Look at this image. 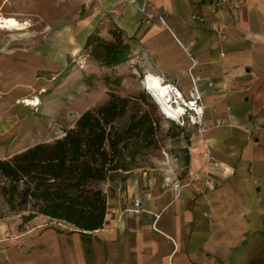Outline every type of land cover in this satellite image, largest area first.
<instances>
[{"label": "crops", "instance_id": "obj_1", "mask_svg": "<svg viewBox=\"0 0 264 264\" xmlns=\"http://www.w3.org/2000/svg\"><path fill=\"white\" fill-rule=\"evenodd\" d=\"M147 1L164 13L167 25L143 23L128 0H76L69 12H61L68 21L60 29L74 51L90 31L107 36L110 27H118L148 70L183 92L196 85L204 128L194 141L189 171L180 184L147 186L129 177L122 192L107 195L101 227L74 230L65 243L56 233L58 245L48 256L45 248L41 253L22 246L21 259L11 264H234L232 247L261 228L264 0H240L237 7V0H225L218 12L211 11L212 0ZM223 11L237 15L238 22L218 30ZM191 13L216 22L190 21ZM59 55L62 61L65 55ZM134 197L140 199L137 211ZM35 232L36 227L26 235ZM3 256L13 260L11 250Z\"/></svg>", "mask_w": 264, "mask_h": 264}, {"label": "rangeland", "instance_id": "obj_2", "mask_svg": "<svg viewBox=\"0 0 264 264\" xmlns=\"http://www.w3.org/2000/svg\"><path fill=\"white\" fill-rule=\"evenodd\" d=\"M59 2L0 0V14L16 17L20 23V27L11 29L0 27V158L61 136L81 111L105 101L111 92L130 96L143 93L141 106L152 115L155 140L152 146L140 150L135 164L112 171L99 184L107 195L122 192L129 177L147 186L158 181L177 184L189 171L191 150H196L194 141L204 128L203 116L198 118L187 110L183 116L164 114L144 82L148 64L132 43L130 48L136 55L112 64L100 62L83 46L69 50L67 34L60 29L68 20L61 12H69L76 0ZM98 34L106 40L114 39L111 32L104 36L98 30ZM60 52L65 55L62 61H58ZM181 92L186 98L192 96L189 90ZM24 96L38 100L35 105L24 104L19 101ZM209 161L215 164V160ZM5 183L6 179L0 177V185ZM0 205V264L19 261L22 246L29 251L39 247L38 252L45 251L44 256H48L58 245L53 240L56 233L65 243L74 230H80L66 220L43 213L22 221L21 212L8 209L1 194ZM35 227L38 233L26 235ZM246 234L232 247L234 264H264V222L261 228ZM48 238L52 240L46 242ZM6 250L12 251L13 260H4Z\"/></svg>", "mask_w": 264, "mask_h": 264}, {"label": "trees", "instance_id": "obj_3", "mask_svg": "<svg viewBox=\"0 0 264 264\" xmlns=\"http://www.w3.org/2000/svg\"><path fill=\"white\" fill-rule=\"evenodd\" d=\"M109 32L113 40L102 38L98 29L90 31L83 47L105 64L136 55L120 28ZM144 99L143 93L111 92L81 111L61 136L0 158V177L6 179L0 194L8 209L21 212L22 221L43 213L80 230L101 227L107 194L99 182L135 164L140 150L155 140L152 115L141 106ZM2 211L0 205V216Z\"/></svg>", "mask_w": 264, "mask_h": 264}, {"label": "built area", "instance_id": "obj_4", "mask_svg": "<svg viewBox=\"0 0 264 264\" xmlns=\"http://www.w3.org/2000/svg\"><path fill=\"white\" fill-rule=\"evenodd\" d=\"M128 1L136 4L137 9L141 14V21L143 23L159 22V23H162L164 25H167L164 13L154 11L153 8L149 5V2L147 0H143L141 2H137V0H128ZM223 2H225V0H212V4L210 7L211 11L218 12L220 10ZM239 3H240V0H237L233 3V6L237 7L239 5ZM188 19L190 21H194V22L207 23L209 25H213V23L216 22L213 20H206L204 18V16L200 13H191L188 16ZM218 20L221 23L219 24L220 26L217 29L220 30L230 20L238 22V17H237V15L231 13L230 11H223V13L220 15ZM166 83L170 84V89H171V92L173 94L172 99L176 100V102H180L184 106V110H183V112H180L178 114L179 116H183V114L186 112V110L189 111V113H191V114L192 113L195 114V116L198 118H201L203 116V107H202V104L200 101L201 96H200V94L196 88V85H194V84L192 85V89H191L192 96L186 98L183 96L182 92H181V94H179L178 89H180V88L176 84H174L173 82L167 81V80H166ZM175 91H177L178 93H176ZM196 107H198V109ZM163 112L166 116H169V115H167V112L164 111V109H163ZM196 121H193V122H196ZM133 204H134L133 209L135 211H137L139 209V206H140V199L138 197H134L133 198Z\"/></svg>", "mask_w": 264, "mask_h": 264}, {"label": "bare ground", "instance_id": "obj_5", "mask_svg": "<svg viewBox=\"0 0 264 264\" xmlns=\"http://www.w3.org/2000/svg\"><path fill=\"white\" fill-rule=\"evenodd\" d=\"M0 27L11 29L14 27H20L19 21L16 19V17L13 16H5L0 14ZM144 82L146 84V87L151 89L156 97V102L164 109L169 116H177L180 112H183L184 106L180 102H176V100L172 99V92L170 89V84H167L166 81L161 77L160 75L152 72L151 70L147 69L146 76L144 79ZM179 90V89H178ZM178 93L177 91H175ZM179 94H181V91L179 90ZM37 97H28L24 96L19 101L23 102L24 104H30L35 105L37 101ZM198 109V107H196ZM167 114V115H168ZM194 118L193 121H196L195 116H192Z\"/></svg>", "mask_w": 264, "mask_h": 264}]
</instances>
